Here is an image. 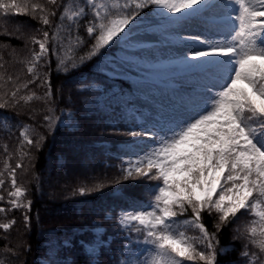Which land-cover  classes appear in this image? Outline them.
<instances>
[{
	"label": "snow or ice",
	"instance_id": "obj_1",
	"mask_svg": "<svg viewBox=\"0 0 264 264\" xmlns=\"http://www.w3.org/2000/svg\"><path fill=\"white\" fill-rule=\"evenodd\" d=\"M149 8L145 15L161 18L162 27L199 19L198 34L176 38L189 47L191 55L184 54L183 63L200 74L202 83L183 102L179 115L161 112L134 120L135 127L121 133L133 138L127 143L139 151L121 159L120 175L112 183L159 182L151 186L152 200L142 210L133 206L117 217L129 239L135 234L138 255L147 254L127 264H218L225 251L219 234L234 223L233 239L242 241L238 264H264V0H0V35L22 39L29 53L20 57L10 43L0 42V109L19 110L42 101L47 106L43 120L51 129L57 119L52 115L53 88L42 71L49 53L56 58L57 71L67 73L114 43L130 46L131 25ZM19 15L29 16L39 27L26 33L25 25L11 19ZM89 40L88 50L78 55ZM15 64L22 67L9 71ZM37 81V87L45 88L43 95L29 88ZM30 111L35 118L36 110ZM73 120L69 112L61 123L74 127ZM0 126L11 130L7 118ZM18 126L15 150L2 145L0 189L7 192L9 207L0 206V215L31 209L17 170L27 171V149L39 147L44 137L34 140L32 125ZM104 186L101 181L76 192L83 196ZM5 199L0 194V201ZM205 213L213 219L211 229ZM242 217L247 219L241 225ZM24 221L27 227V214ZM15 223L0 221V229L8 233ZM104 247L101 226H95L93 240L84 246L90 264H101ZM3 253L0 264H15L9 257L21 255L7 243Z\"/></svg>",
	"mask_w": 264,
	"mask_h": 264
},
{
	"label": "trees",
	"instance_id": "obj_2",
	"mask_svg": "<svg viewBox=\"0 0 264 264\" xmlns=\"http://www.w3.org/2000/svg\"><path fill=\"white\" fill-rule=\"evenodd\" d=\"M150 12V8L145 9L131 27L143 19L161 20L145 15ZM11 19L14 23L25 25L23 31L26 33L29 29L39 27L37 21L26 15ZM80 34L87 40L83 28ZM0 42L10 43L18 50L20 57L29 54L22 39L0 35ZM90 44L89 40L78 50V55H84ZM49 56L50 62L42 71L48 73L53 88L52 115L57 118L53 127L47 128V122L43 120L47 106L42 101H33L29 108L19 110L0 109V120L7 118L11 124L10 131L0 126V167L2 145L8 144L11 151L17 146L20 132L18 125H32L35 128L34 140L44 137L39 147L27 149L31 153L30 166L28 159L24 161L27 171L22 173L17 170L18 183L27 189L25 200L31 201V209H17L0 215L2 222L16 221L8 233L0 229V258L5 255L3 245L7 243L21 251L18 258L9 257L15 264H41L38 259L46 257L49 252L54 253L53 264H60L61 261L90 264L84 246L93 240V228L101 226L106 242L99 256L101 264H120V261L127 264L129 260L144 259L147 254L138 255L135 234H131L129 239L119 228L118 211L129 206H135L138 210L149 204L152 200L151 186L159 182L121 180L119 184L112 183L120 175V156H129L127 146L133 148L127 143L133 138L121 133L127 131L128 126L135 127V124L124 116L123 111L133 113L138 120H144L145 112L134 104V80L111 74L105 62L130 60L140 64L144 62L145 56L142 51L127 48L124 43H114L67 73L57 71L56 58L51 53ZM5 58H8L6 53ZM13 67L18 71L22 65L10 66L9 71ZM38 84L40 81L29 85V88L43 95L45 88L37 87ZM183 86L188 87L187 84ZM30 109L36 110L35 118ZM69 112L73 114L75 127H59L57 124ZM11 163L14 166L15 159ZM101 181L105 186L99 191L83 196L76 192L80 186L92 187ZM5 187H10V184L6 183ZM0 194L6 198L0 201V206L7 209V192L0 189ZM25 214L30 218L27 227ZM245 219L247 217H242L241 225ZM204 222L211 229L213 219L206 213ZM236 228L237 224H231L219 234L220 246L225 251L218 257V264H238L242 259L239 256L242 241L233 239Z\"/></svg>",
	"mask_w": 264,
	"mask_h": 264
},
{
	"label": "rangeland",
	"instance_id": "obj_3",
	"mask_svg": "<svg viewBox=\"0 0 264 264\" xmlns=\"http://www.w3.org/2000/svg\"><path fill=\"white\" fill-rule=\"evenodd\" d=\"M132 29L133 31L128 37L130 46H125L142 51L145 56L144 62L136 64L127 60L120 62L108 60L105 62L108 72L136 79L134 83V103L140 110L147 113L145 119L155 118L161 112L167 115H179L182 111L181 105L186 100L182 98V90L179 85L185 83V80L189 78H193L196 80L195 83L201 84L202 79L199 73L187 68L183 63L184 54L191 55V51L176 37L198 34L202 30L199 19L193 18L181 25L169 27H162L160 19H143L134 25ZM139 77L142 79L139 80ZM196 90L189 89L186 95L189 96ZM176 99L179 101L176 102ZM67 114H64V119H61V121L66 120ZM125 117H129L131 122L137 121L133 114L125 112ZM61 121L57 124L59 127L72 128L67 126L66 123H61ZM148 143L150 142L148 141ZM71 147L75 148V146ZM126 148L129 151V156H133L134 153L139 151L134 147L127 146ZM129 156L122 155L120 158L127 159ZM54 184H56V181ZM121 210L131 211L133 207L120 208L118 216ZM135 210L137 209L135 208ZM139 210H142V208ZM48 212L49 210L45 211L44 214L46 215ZM46 255V257L38 259L40 263L53 264L54 253L49 252Z\"/></svg>",
	"mask_w": 264,
	"mask_h": 264
}]
</instances>
